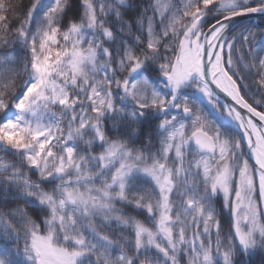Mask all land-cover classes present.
Returning <instances> with one entry per match:
<instances>
[{"label":"snow or ice","instance_id":"obj_1","mask_svg":"<svg viewBox=\"0 0 264 264\" xmlns=\"http://www.w3.org/2000/svg\"><path fill=\"white\" fill-rule=\"evenodd\" d=\"M0 264H264V0H0Z\"/></svg>","mask_w":264,"mask_h":264},{"label":"water","instance_id":"obj_2","mask_svg":"<svg viewBox=\"0 0 264 264\" xmlns=\"http://www.w3.org/2000/svg\"><path fill=\"white\" fill-rule=\"evenodd\" d=\"M221 99L223 100V99H226V97L223 95V94H221ZM228 99H230V98H228Z\"/></svg>","mask_w":264,"mask_h":264},{"label":"trees","instance_id":"obj_3","mask_svg":"<svg viewBox=\"0 0 264 264\" xmlns=\"http://www.w3.org/2000/svg\"><path fill=\"white\" fill-rule=\"evenodd\" d=\"M13 2L15 3V2H18V0H13ZM252 79V77H249V80H251ZM254 87V86H253Z\"/></svg>","mask_w":264,"mask_h":264}]
</instances>
